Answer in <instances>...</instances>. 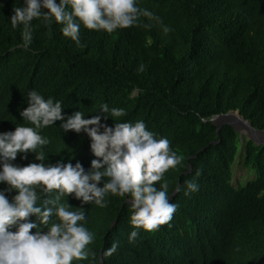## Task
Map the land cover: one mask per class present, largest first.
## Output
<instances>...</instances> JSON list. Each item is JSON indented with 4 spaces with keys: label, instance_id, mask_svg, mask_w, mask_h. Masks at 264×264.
<instances>
[{
    "label": "trees",
    "instance_id": "1",
    "mask_svg": "<svg viewBox=\"0 0 264 264\" xmlns=\"http://www.w3.org/2000/svg\"><path fill=\"white\" fill-rule=\"evenodd\" d=\"M22 4L0 0V132L28 126L19 113L36 90L61 101L62 114L80 110L90 118L101 114L103 103L123 108L126 114L109 117V126L143 120L182 157L155 182L166 181L170 196L183 185L171 200L178 205L172 220L154 232L137 229L133 242L130 197L108 194L104 208L62 197L70 210L83 207L93 233L88 258L72 264H264V145L244 141L245 163L256 177L236 187L240 133L228 124L219 133L212 122L238 111L264 129V0H138L151 16L111 34L81 26L82 46L65 37L61 25L33 20L28 50L22 26L13 28L9 19ZM60 123L40 130L49 144L37 152L44 163L79 161L87 170L96 159L89 138L64 134ZM34 156L21 160L18 153L14 163L39 162ZM187 181L199 190L185 195ZM36 190L38 205L51 198ZM113 243L118 247L109 255Z\"/></svg>",
    "mask_w": 264,
    "mask_h": 264
},
{
    "label": "clouds",
    "instance_id": "2",
    "mask_svg": "<svg viewBox=\"0 0 264 264\" xmlns=\"http://www.w3.org/2000/svg\"><path fill=\"white\" fill-rule=\"evenodd\" d=\"M137 5L138 0H59L58 3L23 0L22 5L13 8L9 19L13 28L22 26L25 50L32 41L33 20L46 27L53 23L61 25L62 34L82 46L81 26L111 34L134 26L141 16H151ZM63 107L61 101L45 99L31 90L27 94V107L19 113L28 126L0 132V184L6 185L0 188V264H72L88 258L87 245L92 243L93 233L85 227L86 213L82 206L81 210L73 211L68 202H61L69 194L80 200L81 205L95 204L100 208L107 207L108 194L130 197L129 222L133 230L128 235L129 242L138 237L137 229L154 232L168 224L178 208L171 202L168 183L161 182L158 187L155 183L162 181L164 173L182 160L166 137L157 139L143 120L109 126L106 123L109 117L113 120L126 113L123 108H110L107 103L100 105L101 114L90 118H85L80 110L62 114ZM56 121L61 122L59 128L64 134L72 130L89 138V148L96 159L91 160L87 170L79 161L74 165L70 160L44 163L43 151L37 152L49 144L40 130ZM18 153L21 160L28 153H35L34 159L39 162L20 166L14 163ZM186 184L185 195L199 190L195 181ZM37 188L51 197L43 199L40 205ZM182 190L183 185L175 186V192ZM33 216L35 220L30 219ZM117 247L113 243L108 254Z\"/></svg>",
    "mask_w": 264,
    "mask_h": 264
},
{
    "label": "water",
    "instance_id": "3",
    "mask_svg": "<svg viewBox=\"0 0 264 264\" xmlns=\"http://www.w3.org/2000/svg\"><path fill=\"white\" fill-rule=\"evenodd\" d=\"M212 122L217 126L219 133L223 125L228 124L233 126L238 133L246 134L247 140H252L257 145H264V129L254 126L249 119L241 115L238 111H229L215 115L212 118ZM176 193L174 191L171 195V200Z\"/></svg>",
    "mask_w": 264,
    "mask_h": 264
},
{
    "label": "rangeland",
    "instance_id": "4",
    "mask_svg": "<svg viewBox=\"0 0 264 264\" xmlns=\"http://www.w3.org/2000/svg\"><path fill=\"white\" fill-rule=\"evenodd\" d=\"M241 141L239 142L238 156L233 164V184L238 187L246 184L248 181L256 177L254 168H250L245 163V146L244 141L247 139L246 134H240Z\"/></svg>",
    "mask_w": 264,
    "mask_h": 264
}]
</instances>
